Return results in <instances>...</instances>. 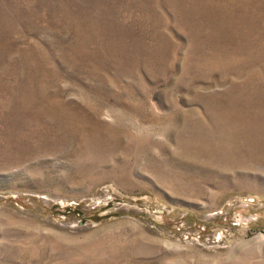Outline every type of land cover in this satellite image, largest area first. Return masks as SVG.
<instances>
[{
  "label": "rangeland",
  "instance_id": "1",
  "mask_svg": "<svg viewBox=\"0 0 264 264\" xmlns=\"http://www.w3.org/2000/svg\"><path fill=\"white\" fill-rule=\"evenodd\" d=\"M0 264H264V0H0Z\"/></svg>",
  "mask_w": 264,
  "mask_h": 264
}]
</instances>
